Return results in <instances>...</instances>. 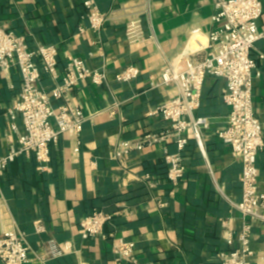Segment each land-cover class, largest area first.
<instances>
[{
	"label": "crops",
	"instance_id": "1",
	"mask_svg": "<svg viewBox=\"0 0 264 264\" xmlns=\"http://www.w3.org/2000/svg\"><path fill=\"white\" fill-rule=\"evenodd\" d=\"M83 2L0 0V28L24 36L30 48L57 46L61 74L69 56L81 58L89 68L105 65L108 73L107 84L83 82L70 93L86 114L103 111L84 124L79 153L74 152L70 135H63L51 146L48 170H39L34 155L21 154L0 175V236L12 229L25 235L32 250L27 264H219L220 252L239 245L243 226L241 213L232 205L242 199V159L218 137L230 111L222 100L225 81L208 78L204 84L196 114L207 118L208 126L201 128V144L193 129L185 131L186 173L180 184L168 180L164 159L166 151L177 152L174 141L133 151L124 166L112 157L120 142L170 128L155 110L178 90L173 84H153L159 83L166 59L198 60L205 55L214 0H95L108 20L99 33L81 34L79 29L88 27L82 19ZM134 19L142 20L147 36L143 41L132 42L126 36ZM259 21L264 30V0ZM152 34L155 40L150 39ZM256 47L264 49V42ZM130 65L141 74L131 82H118L116 74ZM258 68L254 109L264 122V60ZM21 83L18 68L0 70V155L19 147L7 112ZM42 83L48 91L55 84L48 75ZM116 102L120 106L107 111ZM17 123L22 132L20 117ZM258 168L259 191L264 193V150ZM147 174L157 182L154 189L145 179ZM159 200L166 206L160 207ZM95 209L112 215L104 229L108 237L84 239L80 222ZM111 234L134 244L136 263L117 259ZM52 239L60 245L71 243L74 251L45 257ZM251 242L249 264H264V226L259 221L253 222Z\"/></svg>",
	"mask_w": 264,
	"mask_h": 264
},
{
	"label": "built area",
	"instance_id": "2",
	"mask_svg": "<svg viewBox=\"0 0 264 264\" xmlns=\"http://www.w3.org/2000/svg\"><path fill=\"white\" fill-rule=\"evenodd\" d=\"M82 19L88 27H81L79 33L87 30L99 33L108 20L95 0H84ZM215 12L212 16L213 28L208 34V45L201 59L190 56L166 59L160 74V81L153 86L175 85L178 93L173 98L159 105L155 113L169 121L170 128L160 133H149L135 141L120 142L112 154L113 159L124 166L125 158L133 151H142L174 141L177 152L165 153L168 180L178 185L185 176L183 152L188 144L185 131L193 129L199 144L202 143L201 128L208 126L205 117L196 112L202 102L203 87L208 78L225 81L222 93L223 102L229 107L226 126L218 131V137L227 144L232 153L242 159V199L232 202L233 208L241 213L243 226L238 233L239 245L218 254L219 264H249L253 255L251 248V231L253 222L259 221L264 226V193L259 191L258 157L264 150V122L257 117L254 109V80L260 71L259 61L264 60V49H257L259 41L264 42V30L258 22L263 15V0H214ZM149 11V9H148ZM195 30L194 32H197ZM126 36L132 41H143L147 38L141 19L131 20L126 27ZM156 35L149 36L156 39ZM18 68L21 75V91L17 100L8 109L10 128L18 133L19 147L6 155H0V175L8 165L21 154H32L41 171L48 170L51 160V146L63 135H70L75 141L74 152L79 153L84 124L101 112L86 114L71 98V91L83 82L102 86L108 82L106 66L89 68L79 57L69 56L64 72L59 68V49L55 45L40 44L30 48L24 36L16 31L0 28V70L8 73L11 68ZM141 70L130 65L115 76L121 83L135 80ZM44 75L55 82L51 90L42 86ZM56 102L60 104L56 105ZM114 103L107 111L119 107ZM113 112V111H112ZM20 117L23 131L17 123ZM145 179L150 188L157 186L156 180L147 174ZM160 207L166 206L158 201ZM112 215L95 209L80 222L84 239L93 237L107 238L104 229L111 222ZM225 224V222H223ZM37 231L41 225L37 222ZM113 250L117 259L136 263L135 246L114 234ZM234 239L230 235L229 244ZM31 248L25 235L18 229L3 232L0 236V262L2 264H27ZM74 251L71 243L63 245L55 240L48 242L45 257H56ZM44 259L43 256H39ZM204 264V263H199Z\"/></svg>",
	"mask_w": 264,
	"mask_h": 264
}]
</instances>
